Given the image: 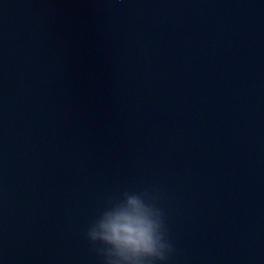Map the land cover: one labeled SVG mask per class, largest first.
I'll list each match as a JSON object with an SVG mask.
<instances>
[{
	"label": "water",
	"instance_id": "1",
	"mask_svg": "<svg viewBox=\"0 0 264 264\" xmlns=\"http://www.w3.org/2000/svg\"><path fill=\"white\" fill-rule=\"evenodd\" d=\"M144 187L166 264H264V0H0V264Z\"/></svg>",
	"mask_w": 264,
	"mask_h": 264
},
{
	"label": "clouds",
	"instance_id": "2",
	"mask_svg": "<svg viewBox=\"0 0 264 264\" xmlns=\"http://www.w3.org/2000/svg\"><path fill=\"white\" fill-rule=\"evenodd\" d=\"M151 187L109 197L84 237L102 264H166L175 248Z\"/></svg>",
	"mask_w": 264,
	"mask_h": 264
}]
</instances>
